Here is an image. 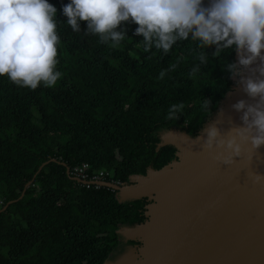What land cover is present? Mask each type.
Returning a JSON list of instances; mask_svg holds the SVG:
<instances>
[{
	"label": "trees",
	"instance_id": "trees-1",
	"mask_svg": "<svg viewBox=\"0 0 264 264\" xmlns=\"http://www.w3.org/2000/svg\"><path fill=\"white\" fill-rule=\"evenodd\" d=\"M48 2L57 8L55 71L63 76L34 90L0 76V264H104L113 252L139 245L116 231L143 223L148 201L119 202L111 189L84 187L62 163L70 170L86 163L90 174L105 170L108 181L119 183L170 163L176 149L158 148L161 135L197 136L236 85L224 66L236 62L235 50L209 55L190 77L199 64L196 42L179 41L168 54L155 47L145 52L134 34L138 25L129 21L122 22L128 37L112 47L86 35V21H79L82 31H72L62 13L69 0ZM172 64L177 67L157 79ZM207 98L210 115L202 107ZM181 102L179 118L168 119L170 105Z\"/></svg>",
	"mask_w": 264,
	"mask_h": 264
},
{
	"label": "clouds",
	"instance_id": "clouds-1",
	"mask_svg": "<svg viewBox=\"0 0 264 264\" xmlns=\"http://www.w3.org/2000/svg\"><path fill=\"white\" fill-rule=\"evenodd\" d=\"M56 13L48 0H0V76L7 75L33 90L41 82L56 85L63 76L55 71L60 42ZM62 13L73 32L82 31L79 21H86L83 32L98 35L101 43L111 42L112 47L128 37L122 22L129 21L138 25L134 34L142 36L145 52L155 47L168 54L179 41L196 42L201 49L196 57L199 64L192 67L190 77L200 72L201 64H207L209 55L216 58L225 50H235L237 61L228 62L225 56L224 66L231 76L239 77L236 83L249 98L231 105L241 113L242 123L226 131L235 133L227 139L216 122L209 124L201 136L202 147H225L239 156L237 137L256 150L264 145V0H209L207 6L203 0H69L62 5ZM209 47L213 50L206 53ZM176 67L162 69L157 79ZM210 105V98L202 104L209 115ZM184 107L182 102L170 105L167 118L177 120ZM231 159L225 157L224 163ZM251 178L261 183L264 174L254 172Z\"/></svg>",
	"mask_w": 264,
	"mask_h": 264
},
{
	"label": "water",
	"instance_id": "water-1",
	"mask_svg": "<svg viewBox=\"0 0 264 264\" xmlns=\"http://www.w3.org/2000/svg\"><path fill=\"white\" fill-rule=\"evenodd\" d=\"M238 79L233 78L235 82ZM240 99L249 100L236 83L213 115H218L214 122L225 139L235 134L226 132L229 128L242 123L241 113L231 107ZM206 125L208 122L193 137L177 130L164 132L158 148L172 145L176 159L158 170L149 168L145 175H131L127 183L85 182L71 176L70 168L62 163L69 178L111 189L119 202L148 201L143 223L120 226L126 230L124 242L131 240L139 245L117 264H264V181L253 183L251 178L254 172L264 174V145L256 150L237 137L239 156H234L231 149L214 147L199 151L201 155L193 156L197 158L193 164L169 138L178 135L192 143H203ZM230 156L231 161L225 164L224 158ZM23 195L24 191L19 199Z\"/></svg>",
	"mask_w": 264,
	"mask_h": 264
},
{
	"label": "built area",
	"instance_id": "built-area-1",
	"mask_svg": "<svg viewBox=\"0 0 264 264\" xmlns=\"http://www.w3.org/2000/svg\"><path fill=\"white\" fill-rule=\"evenodd\" d=\"M87 168H88L87 164L83 163L81 166L76 167L73 170H70V175L73 177L80 178L81 180H83L85 182H112V183L119 184V182L107 180V178L109 176V173L107 171L99 170V171H95V172L90 174L87 171ZM81 185L84 187H87V188H89L90 186H94L96 188L101 187L99 185H94V184H90V183L81 184Z\"/></svg>",
	"mask_w": 264,
	"mask_h": 264
},
{
	"label": "bare ground",
	"instance_id": "bare-ground-1",
	"mask_svg": "<svg viewBox=\"0 0 264 264\" xmlns=\"http://www.w3.org/2000/svg\"><path fill=\"white\" fill-rule=\"evenodd\" d=\"M169 139L178 144L182 148V150L185 151L187 155H189L190 160H193V164L197 163V158L195 159V157L193 156L200 157L201 154L198 152L205 150V148L202 147L203 143H192L190 141H187L186 139H182L178 135L172 136ZM187 160L189 163L190 160L188 158Z\"/></svg>",
	"mask_w": 264,
	"mask_h": 264
},
{
	"label": "rangeland",
	"instance_id": "rangeland-1",
	"mask_svg": "<svg viewBox=\"0 0 264 264\" xmlns=\"http://www.w3.org/2000/svg\"><path fill=\"white\" fill-rule=\"evenodd\" d=\"M217 114H215V118L212 116L210 119H209V121H208V125L209 124H211V123H213L215 120H216V118H217ZM208 125H206V127L208 126ZM117 198H118V196H117ZM126 230L124 229V227H120V232H119V237H120V239L122 240V241H124L125 239H126V237L124 236L125 235V232ZM131 249H132V247H127V248H124L123 250H121V251H115V252H113L110 256H109V258H108V261L106 262V264H117L121 259H122V257L124 256V255H128V254H130V252H131Z\"/></svg>",
	"mask_w": 264,
	"mask_h": 264
},
{
	"label": "flooded vegetation",
	"instance_id": "flooded-vegetation-1",
	"mask_svg": "<svg viewBox=\"0 0 264 264\" xmlns=\"http://www.w3.org/2000/svg\"><path fill=\"white\" fill-rule=\"evenodd\" d=\"M133 246H134V245H128V246L126 245L125 248H127V247H133Z\"/></svg>",
	"mask_w": 264,
	"mask_h": 264
}]
</instances>
